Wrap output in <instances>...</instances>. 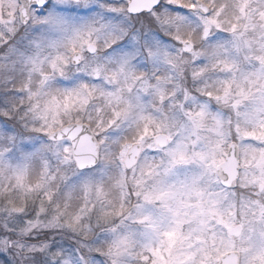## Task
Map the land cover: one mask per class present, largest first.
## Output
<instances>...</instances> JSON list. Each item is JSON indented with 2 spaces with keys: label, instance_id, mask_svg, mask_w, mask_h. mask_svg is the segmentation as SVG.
Wrapping results in <instances>:
<instances>
[{
  "label": "snow or ice",
  "instance_id": "6c2138e0",
  "mask_svg": "<svg viewBox=\"0 0 264 264\" xmlns=\"http://www.w3.org/2000/svg\"><path fill=\"white\" fill-rule=\"evenodd\" d=\"M0 264H264V0H0Z\"/></svg>",
  "mask_w": 264,
  "mask_h": 264
}]
</instances>
